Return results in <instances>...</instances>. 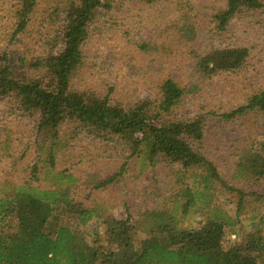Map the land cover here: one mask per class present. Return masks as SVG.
I'll list each match as a JSON object with an SVG mask.
<instances>
[{
	"label": "trees",
	"instance_id": "obj_1",
	"mask_svg": "<svg viewBox=\"0 0 264 264\" xmlns=\"http://www.w3.org/2000/svg\"><path fill=\"white\" fill-rule=\"evenodd\" d=\"M128 1L152 5L157 0H53L50 15H63L61 49L53 51V45L49 53L30 60L14 59L0 51V99L10 98L16 110L36 116L37 135L28 177L19 183L16 179L0 182V264H264V214H254L249 206L263 195L229 187L216 165L201 153L205 136L201 115L183 119L174 114L195 86L186 87L167 76L159 82L154 97L128 106L73 87L72 79L84 60L82 46L89 26L99 16L121 10ZM39 2L15 0L13 35L24 33ZM262 10L263 0H224L222 7L213 8L208 23L220 35L237 17ZM179 19L166 24L165 29L172 26L176 31L166 37L174 34L184 44H198V22L185 11ZM139 47L145 53L156 49L145 42ZM190 48L192 71L204 77L242 68L250 53L245 46H223L203 53L197 46ZM250 113L264 116V89L219 115L227 120ZM71 124L72 129L62 134L61 128ZM77 127L101 139L122 141L129 157H139L147 165L177 166L162 205L145 210L142 226L146 235L137 244L132 241L134 226L129 218L106 215L99 204L97 211L96 207L84 208L71 196L77 179L67 168L57 169V157L65 155ZM243 146L233 177L264 178V138ZM123 172L124 164L119 172L97 180L94 188L119 181ZM42 181L46 187H41ZM217 185L237 193L232 213L216 199ZM196 212L201 213L200 220L192 217ZM189 215L191 222L186 223ZM92 216L97 217V228L105 226L108 247L99 244V239L97 243L86 240L88 233L80 226ZM227 234L237 236L238 242L226 245Z\"/></svg>",
	"mask_w": 264,
	"mask_h": 264
},
{
	"label": "rangeland",
	"instance_id": "obj_2",
	"mask_svg": "<svg viewBox=\"0 0 264 264\" xmlns=\"http://www.w3.org/2000/svg\"><path fill=\"white\" fill-rule=\"evenodd\" d=\"M187 1L157 0L152 5L128 1L121 10L99 16L89 26L82 46L84 60L72 79L73 87L128 106L137 100L154 97L159 82L167 76L186 87L195 86L174 114L183 119L203 117L205 136L201 153L216 165L229 187L263 195L249 205L254 214L263 215L264 178L249 181L233 175L237 154L243 145L264 138V116L250 113L223 120L219 114L233 110L243 104L248 95L264 89V10L237 17L224 33L217 35L211 31L212 24L208 21L213 8L222 7L224 0ZM14 4L15 0H0V51L9 52L14 59L21 56L30 60L49 53L53 45V51L62 48L59 26L63 15L60 12L50 15L53 0H40L22 35H13L15 26L11 13ZM181 11L198 22L196 45L194 42L184 44L182 38L174 34L166 37L176 32L172 26L165 29L166 24L181 21ZM206 12L207 16H201ZM45 40L48 43L45 44ZM142 42L156 49L145 53L139 47ZM191 45L197 46L199 53L223 46H245L250 53L242 68L204 77L192 71ZM35 119L36 116L29 117L16 110L10 98L0 99L1 183L14 179L19 183L28 177V169L35 161ZM69 128L72 129V124L61 128V133H67ZM73 131L67 152L57 157V169L67 168L77 179L71 196L84 208L96 207L97 211L99 204L106 215L129 218L134 226L132 241L137 244L146 235L142 226L145 210L162 205L177 166L164 162L147 165L139 157H129L128 147L116 138L101 139L79 127ZM123 164L124 172L119 181L94 188L97 180L119 172ZM46 186L42 181L41 187ZM215 192L218 202L232 213L237 193L220 185ZM200 214L196 212L192 217L200 220ZM66 221L74 224L72 218ZM189 222L190 215L186 223ZM8 224L13 222L8 221ZM80 227L88 233L87 241L97 243L99 239V244L109 246L105 226L99 224L97 228V217L92 216ZM238 240L230 234L224 238L226 245Z\"/></svg>",
	"mask_w": 264,
	"mask_h": 264
}]
</instances>
